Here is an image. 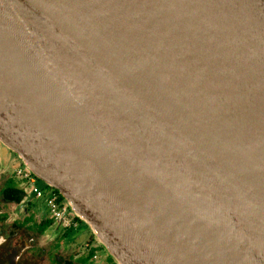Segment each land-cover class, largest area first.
I'll return each mask as SVG.
<instances>
[{"label": "water", "instance_id": "95a60500", "mask_svg": "<svg viewBox=\"0 0 264 264\" xmlns=\"http://www.w3.org/2000/svg\"><path fill=\"white\" fill-rule=\"evenodd\" d=\"M0 142L114 264H264V0H0Z\"/></svg>", "mask_w": 264, "mask_h": 264}, {"label": "flooded vegetation", "instance_id": "af4514ba", "mask_svg": "<svg viewBox=\"0 0 264 264\" xmlns=\"http://www.w3.org/2000/svg\"><path fill=\"white\" fill-rule=\"evenodd\" d=\"M24 166V164H23ZM22 166V167H23ZM18 167L16 170L14 169V177L15 180L19 181V194L22 193V203L18 201L20 205L15 211L17 214L20 212V208L22 206V210L25 208V203L31 198L43 199L46 204V198L51 194V192H55L54 189L48 188V193L41 189L36 182V187L41 191L42 195L37 196L32 189H30L27 182L17 174ZM0 181H4V178L0 177ZM50 190V191H49ZM18 199V195L15 192L6 191L0 188V264H74L72 261H66L67 258H70L72 254L70 251L54 253V256H49L50 250L43 243L42 234L45 231V228L48 227L42 222L38 224L36 227H29L28 221L25 219L19 221L18 224L13 221H9V217L11 218V209L8 208L13 201ZM48 209L49 216L52 220V223L55 224L59 229L64 232L76 231L81 222L77 219L76 227H64L57 223L46 204ZM24 215V214H20ZM79 253H87L89 256V260L86 264H97V262L93 259L95 254H98L99 259L102 257L100 253V249L94 242V239H89L86 242L79 245L77 248ZM75 249V251H76ZM72 251V249H71ZM107 257V256H106ZM16 260V263H15ZM66 261V262H65ZM109 264H114L111 260H108Z\"/></svg>", "mask_w": 264, "mask_h": 264}, {"label": "crops", "instance_id": "0c3cea01", "mask_svg": "<svg viewBox=\"0 0 264 264\" xmlns=\"http://www.w3.org/2000/svg\"><path fill=\"white\" fill-rule=\"evenodd\" d=\"M19 166H23V162L15 153H13L0 142V177L4 178V181H0V188L1 190L4 189L6 191L13 192L14 195L16 192L18 199H20L17 201L15 199L8 207L11 209V218L9 217V221H13L14 223L18 224L19 221L25 219V221H28L29 227H36L38 224H40V222H42L48 226L45 228V231L42 234V239L43 243L48 247V250L51 251L49 252V256H54V253H61L62 251H70L72 253L70 255L72 256L67 258L66 261H72L74 264H86L89 260V255L87 253H79L76 248L87 240L93 239L94 234L84 222H81L79 228L76 231L64 232L52 223L44 200L34 197L25 203V208L23 210L21 209V206L19 214L15 212L17 211L20 203H22L23 197L22 193L19 194L20 189L18 184L21 183L15 180L13 175L14 169L16 170ZM48 188L49 187L43 190L47 192ZM18 201L21 202L18 203ZM21 213L24 215H20ZM107 257V259L110 261V257L108 255Z\"/></svg>", "mask_w": 264, "mask_h": 264}, {"label": "built area", "instance_id": "2783aa9c", "mask_svg": "<svg viewBox=\"0 0 264 264\" xmlns=\"http://www.w3.org/2000/svg\"><path fill=\"white\" fill-rule=\"evenodd\" d=\"M17 174L27 182V184L30 186L29 188L32 189L37 196L42 195L41 191L36 187V182L38 180L37 177L25 165L18 169ZM45 201L53 219L57 223L64 227L73 228L77 226V217L71 212L69 205L66 203V201L61 199L57 192H51ZM93 259L98 264V254H95Z\"/></svg>", "mask_w": 264, "mask_h": 264}, {"label": "rangeland", "instance_id": "374dc122", "mask_svg": "<svg viewBox=\"0 0 264 264\" xmlns=\"http://www.w3.org/2000/svg\"><path fill=\"white\" fill-rule=\"evenodd\" d=\"M20 167V166H19ZM22 167V166H21ZM18 168V167H17ZM37 182H38V186L39 187H41L42 189H45V188H47V187H45V185L39 180H37ZM95 244H96V242H95ZM101 250H100V253H101V255H102V257H100V259H99V261H98V264H109L108 263V257H106L108 254H107V252L104 250V249H102L100 246H98ZM109 256V255H108ZM110 259H111V257H110ZM15 263H16V260H15Z\"/></svg>", "mask_w": 264, "mask_h": 264}, {"label": "trees", "instance_id": "16d2710c", "mask_svg": "<svg viewBox=\"0 0 264 264\" xmlns=\"http://www.w3.org/2000/svg\"><path fill=\"white\" fill-rule=\"evenodd\" d=\"M55 192H57V193L59 194L58 191L55 190ZM59 195H60V194H59ZM60 197H61V199H62L63 201H65L64 198H63L61 195H60ZM77 219H78V218H77ZM78 220H79V219H78ZM80 221H81V220H80ZM93 239H95V238H93ZM94 242H95V240H94ZM97 247H98V246H97ZM98 248H99V247H98ZM111 261H112V260H111ZM112 262H113V261H112ZM113 263H114V262H113Z\"/></svg>", "mask_w": 264, "mask_h": 264}, {"label": "bare ground", "instance_id": "6f19581e", "mask_svg": "<svg viewBox=\"0 0 264 264\" xmlns=\"http://www.w3.org/2000/svg\"><path fill=\"white\" fill-rule=\"evenodd\" d=\"M253 264H255V263H253Z\"/></svg>", "mask_w": 264, "mask_h": 264}]
</instances>
